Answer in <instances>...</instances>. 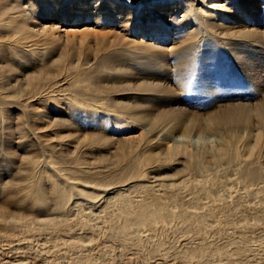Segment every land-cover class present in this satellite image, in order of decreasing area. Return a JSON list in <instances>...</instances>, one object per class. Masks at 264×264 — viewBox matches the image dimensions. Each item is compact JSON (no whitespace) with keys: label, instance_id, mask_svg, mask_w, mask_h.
Instances as JSON below:
<instances>
[{"label":"bare ground","instance_id":"bare-ground-1","mask_svg":"<svg viewBox=\"0 0 264 264\" xmlns=\"http://www.w3.org/2000/svg\"><path fill=\"white\" fill-rule=\"evenodd\" d=\"M181 72L190 91L179 88ZM193 83L206 89L201 105L189 103ZM0 120L6 139L45 141L50 158L33 156L27 181H9L0 240L11 249L22 227L61 226L33 217L49 199L62 211L77 192L95 201L129 181L173 170L166 180L187 178L232 155L253 161L250 176L264 175V0H0ZM126 126L141 133L117 138ZM194 134L220 138L198 147ZM157 200L124 199L117 231L168 220ZM16 261L5 264H28Z\"/></svg>","mask_w":264,"mask_h":264},{"label":"rangeland","instance_id":"rangeland-1","mask_svg":"<svg viewBox=\"0 0 264 264\" xmlns=\"http://www.w3.org/2000/svg\"><path fill=\"white\" fill-rule=\"evenodd\" d=\"M183 76L182 73L177 78L181 83L179 88L190 91L187 75L186 78ZM196 86L192 84L194 91L188 98L191 105H201L198 95L206 93V89ZM183 95L188 96L186 92ZM212 100H207L206 104L209 105ZM65 118L68 119L67 116ZM133 127H124L126 130L118 132L116 137L138 136L140 128ZM11 131L15 138L20 136L15 123ZM6 133L0 129L4 142L3 145L0 143V203L8 197L9 181H27L26 175H21L33 156L39 158L42 154L44 160H50L49 151L44 149L42 153L40 149L45 141L30 138L17 145V139L9 141L4 137ZM172 138V142L182 140L180 134ZM216 138L220 136L194 134L191 142L199 147ZM116 147L119 148L118 145ZM114 152L112 150L104 156L111 157ZM118 152L121 153V150ZM245 157L237 160L232 155L220 164L206 162L209 165L205 163L196 172L197 175L193 173L187 178L166 180L176 173L173 170L150 179H135V182L122 184L114 194H104L103 199L95 200L96 203L77 192L62 211H58L54 200L49 199L48 205L42 210H35L33 217L39 221L53 218L61 226L55 230L40 224L37 227L35 223L37 229L29 231V234L27 228L22 227L25 231L21 228L23 234L19 232L18 241L13 245L15 249H11L6 240H0V264H5L10 258L11 262H18L16 260L21 258L28 264H264V175L257 173V176H250L247 168L252 165L254 168L255 164L247 162ZM247 176L250 178L247 179ZM154 179L156 182H153ZM184 179L188 181L184 183ZM126 198H130L134 206L143 202L154 203L158 199V205L168 209L169 219L165 220L166 216L165 221L153 226L134 223L129 233H120L116 225L123 220L122 206ZM20 234L27 235L22 238ZM75 242L80 243L79 247L75 248L78 245Z\"/></svg>","mask_w":264,"mask_h":264}]
</instances>
